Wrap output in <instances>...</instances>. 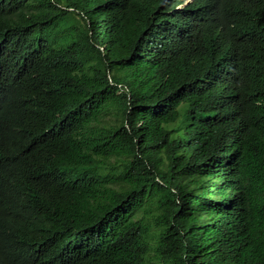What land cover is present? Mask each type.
<instances>
[{"label":"trees","instance_id":"trees-1","mask_svg":"<svg viewBox=\"0 0 264 264\" xmlns=\"http://www.w3.org/2000/svg\"><path fill=\"white\" fill-rule=\"evenodd\" d=\"M0 264H264V0H0Z\"/></svg>","mask_w":264,"mask_h":264},{"label":"clouds","instance_id":"clouds-1","mask_svg":"<svg viewBox=\"0 0 264 264\" xmlns=\"http://www.w3.org/2000/svg\"><path fill=\"white\" fill-rule=\"evenodd\" d=\"M192 0H189V2H191ZM185 6V4L181 5L179 8H183Z\"/></svg>","mask_w":264,"mask_h":264},{"label":"rangeland","instance_id":"rangeland-1","mask_svg":"<svg viewBox=\"0 0 264 264\" xmlns=\"http://www.w3.org/2000/svg\"><path fill=\"white\" fill-rule=\"evenodd\" d=\"M108 119H113V117H109ZM107 121H109V120H107ZM107 121H106V122H107Z\"/></svg>","mask_w":264,"mask_h":264}]
</instances>
